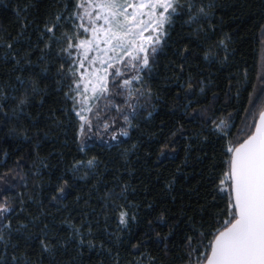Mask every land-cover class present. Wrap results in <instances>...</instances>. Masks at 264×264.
<instances>
[{
    "label": "trees",
    "instance_id": "obj_1",
    "mask_svg": "<svg viewBox=\"0 0 264 264\" xmlns=\"http://www.w3.org/2000/svg\"><path fill=\"white\" fill-rule=\"evenodd\" d=\"M79 2L0 0V177L12 185L0 202L14 209L0 264H186L185 238L227 218L218 189L229 142L252 130L245 109L260 84L264 0H180L155 62L137 73L126 60L116 86L110 75L83 132L67 42L46 31L71 34ZM189 6L200 23H186ZM219 120L227 136L213 131Z\"/></svg>",
    "mask_w": 264,
    "mask_h": 264
},
{
    "label": "snow or ice",
    "instance_id": "obj_2",
    "mask_svg": "<svg viewBox=\"0 0 264 264\" xmlns=\"http://www.w3.org/2000/svg\"><path fill=\"white\" fill-rule=\"evenodd\" d=\"M181 7L180 0H80L75 8L83 9V11L73 10L72 18L80 20L81 23L74 25L71 34L64 33L57 38L54 33L57 24L46 25L47 33L52 34L49 40L67 42L66 47L61 51L68 57L69 67L66 75L72 80V84L69 85L70 91L76 93L75 96H70L73 100V108L75 109L78 103H82L77 100L78 96H83L85 101L89 99L86 95L89 84H92L91 91L95 99L109 92V75L113 77L112 82L116 86V78L122 76L123 73L120 68H115L112 73H109L108 69L124 61V57L129 58L125 62L126 68H133L137 73L149 69V57H152L154 63L157 47H151L149 52L144 47V43L151 40L154 45H158L167 35L165 26L172 24L173 17L179 15L178 8ZM145 9L147 11H144ZM191 11V6H189V18L186 23H200L198 16L192 15ZM199 14L205 17L209 15L203 8L199 9ZM59 19L57 17V22ZM99 21L102 23H98ZM79 29H83L84 33L90 32L91 37L81 39ZM149 29L151 33L145 37L144 33ZM45 46L48 47L47 44ZM90 52H96L98 55L90 58ZM85 61H88L90 67L96 65L97 62L106 67L102 69L93 67L86 79ZM63 69L62 64V74ZM80 69H84V72H80ZM98 71H102L103 75H97ZM78 73L79 76H77ZM132 79L141 80V76L135 75ZM258 79L260 84L254 87L253 94L249 97V107L245 109V129L252 130L246 131L245 139L230 141V146L226 149V154H230L226 161L227 171L220 179L221 187L218 190L227 193V205L223 210L227 218L218 221V226L210 225L209 230L203 232L194 230V236L185 238L188 257L186 264H264V75ZM130 83L131 80L124 79L118 87L123 89ZM27 102V98L24 97L20 99L19 104L24 105ZM128 107L133 108L135 112L132 105L129 104ZM83 110L81 108L80 111H76V115L81 121H85L90 129L91 123L82 115ZM87 110L91 111V108ZM0 111H3L2 106H0ZM200 118L203 116L199 112L193 116V119ZM124 120L127 122L129 117L125 115ZM249 120L252 122L248 123ZM212 123L214 132L223 136L228 135L224 120ZM83 129L84 124H81V132ZM122 134L128 135L126 131ZM112 139L115 140L117 137L114 135ZM163 154L161 152V155ZM93 163V160L87 161L89 166ZM4 180V177H0V196L3 195V191L12 186L11 182L4 183ZM224 185L227 187H223ZM58 191L60 194L64 193L63 188ZM56 198L53 196L52 199ZM12 211L14 209L6 202H0V228L10 227V221L7 225L5 221L8 220ZM127 218L128 213L122 211L119 223L126 226ZM2 239L3 237L0 236V240ZM42 246L47 251V246Z\"/></svg>",
    "mask_w": 264,
    "mask_h": 264
},
{
    "label": "rangeland",
    "instance_id": "obj_3",
    "mask_svg": "<svg viewBox=\"0 0 264 264\" xmlns=\"http://www.w3.org/2000/svg\"><path fill=\"white\" fill-rule=\"evenodd\" d=\"M129 11H131V9H129ZM144 11H147V9H145ZM145 19H146V17H145ZM98 23H102V21H99ZM150 33H151V30L149 29V31L144 33V36L148 37L150 35ZM152 35H155V34H152ZM90 37H91V33L89 32L88 36L84 37L82 39H86V38H90ZM153 46H156V45H154L153 41H151V40L146 41L144 43V47L146 49H148L149 52H150L151 47H153ZM101 47H103V45H101ZM94 55H98V53H96V52H90L89 53V57L90 58L92 56H94ZM109 55H112V53H109ZM141 55H143V53ZM128 59H129L128 57H124V61H122V62H120L118 64H114V67L113 68H109L108 72L111 73L114 68H120V66ZM84 63H85V68L87 69V72H84V69H80V72H84V75H85L86 79L88 78V73H90L93 70V67L96 68V69H102L103 67H106V65H101L99 62H97L96 65H94L92 67L89 66L88 61H85ZM97 75H103V72L102 71H98ZM260 75H264V43H263L262 53H261V72H260ZM78 76H79V73H78ZM109 80H110V75L108 76V82H109ZM93 83H95V80H93ZM108 87H109V83H108ZM91 88H92V84H89V90L86 93V95L89 97L88 100L85 101L83 96H78L77 97V100L81 101L82 103H78L77 104L76 111H80L81 108H83L84 110L82 112V115L85 116L87 121L89 120L90 113L92 112V110H93V108H94V106H95V104H96V102L98 100V99L93 98V93L91 91ZM81 89H83V85H81ZM75 95H76V93L74 92V96ZM88 108H91V111H88L87 110ZM81 122H82V124H84V127L87 125V123H85V121H81ZM223 187L226 188L227 186L224 185Z\"/></svg>",
    "mask_w": 264,
    "mask_h": 264
}]
</instances>
